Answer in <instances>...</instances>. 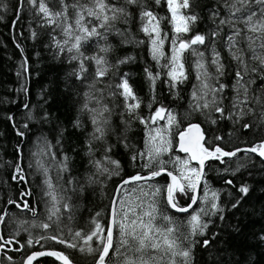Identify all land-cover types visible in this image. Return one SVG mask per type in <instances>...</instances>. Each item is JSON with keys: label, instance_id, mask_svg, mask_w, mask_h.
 Instances as JSON below:
<instances>
[{"label": "trees", "instance_id": "16d2710c", "mask_svg": "<svg viewBox=\"0 0 264 264\" xmlns=\"http://www.w3.org/2000/svg\"><path fill=\"white\" fill-rule=\"evenodd\" d=\"M45 2L52 10L58 8L57 0ZM67 2L71 3L72 0ZM81 2L86 3L87 0ZM108 2L123 4L124 0ZM145 3L161 18V28L171 32L169 13L163 0L158 6L154 4V0H145ZM195 3V11L200 19L185 38L196 33L207 36L215 27L209 20V14L218 0H195ZM124 6L132 11L128 23L116 22L115 28L119 31L107 33L104 43L103 39L97 41L93 38L82 46L81 51L85 56L104 55L110 66L107 75L90 88L96 72L94 62L86 59L84 79H77L73 73L78 70V63L69 61V54L66 52L58 54L52 39L55 35L56 39L62 40L60 29L45 25L41 17L35 14L37 9L28 0H0V215H4V223L0 224V236L18 241L7 245V251H2L0 264H22L26 256L43 250L59 251L67 255L73 264H94L98 253L80 251L81 247L87 246L82 241H77L70 230L87 233L93 228V219L106 229L109 205L118 184L136 174H147L143 160L136 162L131 159L132 155L145 148L147 129L138 119L127 115L123 106L124 98L118 94L122 90L115 87L123 79L128 80L141 102L137 113L139 116L150 117L157 108L164 107L176 117L177 125L172 128L173 146L170 151L174 155L181 157L174 150L176 133L183 131L189 124H200L209 138L223 137L214 143L226 151L250 147L264 141L262 108L254 102L256 98L264 100V73L251 75L249 104L241 107L245 111L248 107L253 110L238 123H234L233 119H220L217 124H211L199 112L188 116L190 94L198 83L195 78L197 57L191 55L190 50L185 52L184 63L188 79L175 87L169 86L166 71L152 59L149 41L140 31L138 10H133L134 6ZM32 32L36 33L35 37ZM229 32V28L223 27L211 47H207V39L205 46H194L205 52L206 62L211 58L213 47L220 53L225 73L220 77V82L227 85L223 93L226 110L231 108L232 98L236 95L233 86L236 82L234 74L238 70L237 63L231 58L226 46L225 36ZM126 38L131 42L125 43ZM101 46H109V51L106 54L100 53ZM248 56L246 53V60ZM124 59H127L126 63H119ZM253 63L255 61H251L250 66ZM145 69L157 77L154 84L147 79ZM86 92L93 98L102 95L103 103L111 109L110 126L113 131L104 143L112 147L108 155L120 163L118 175H112L111 179L96 177L100 183L93 184L87 182L95 170L91 166L87 147L93 126L89 114L82 111ZM246 122L251 124L248 129L242 127ZM25 124L28 125L27 128L24 127ZM18 131L24 135H18ZM36 145L44 152L43 158L37 157L43 173L35 167L33 152ZM101 147L100 143H93L96 158L103 156L99 150ZM53 155L55 159L52 158ZM65 156L68 157L67 171H58ZM162 160L166 161L165 156ZM16 166L23 170V180L19 178ZM164 166L175 174L168 163ZM46 179H50L72 205L71 212H65L60 205L59 227L52 224L47 231L37 226L44 222L52 223L48 221L50 200L46 194ZM228 180L232 183H226ZM148 184L153 188H161L157 197L161 210L182 225L180 231L185 235L190 232L188 219L203 202V192L207 191L205 185L210 194L217 193L216 202L222 211H218L216 215H204L202 219L208 222L204 235L190 236L183 243V247L191 249L190 264H264V159L240 152L236 157L224 159L223 163L219 160L207 163L198 203L186 215L175 214L166 206L167 177H157ZM242 185L249 188L246 196L239 192ZM134 187L136 185L127 187L135 190L133 198L139 194V188ZM191 195V192L184 196L177 193L179 204L189 205L188 197ZM9 201H15L21 207L17 208L15 203ZM25 202L35 209V215L32 211L23 209ZM233 204L237 206L233 207ZM206 209H209V205ZM97 213L100 215L97 216ZM69 216L72 219H68ZM221 216L223 219H220ZM53 234L76 242L78 247L67 248L47 239L36 243L41 236ZM29 239L33 240L32 246L27 245ZM118 240L119 237L116 236L115 241ZM205 240L209 242L207 246L202 243ZM91 246L98 249L100 244L94 240ZM110 256L113 261L120 259L113 252H110ZM8 257L12 260L9 261ZM36 264L58 263L45 258Z\"/></svg>", "mask_w": 264, "mask_h": 264}, {"label": "snow or ice", "instance_id": "6c2138e0", "mask_svg": "<svg viewBox=\"0 0 264 264\" xmlns=\"http://www.w3.org/2000/svg\"><path fill=\"white\" fill-rule=\"evenodd\" d=\"M28 3L37 9L35 14L41 17L45 25L60 29L59 34L63 36V39L58 40L55 35L52 39L58 54L66 52L69 54V61L78 63V70L73 73L77 79H84L83 74L87 71L84 63L86 59L95 63L96 72L93 82L89 85L90 88L107 75L110 66L104 55L85 56L81 51L82 46L93 38L99 41L106 39V34L109 32H118L119 30L115 28L116 22L128 23L132 17V11L125 7V4L134 6L133 10L139 12L140 31L148 37L152 59L159 63L160 59L165 57L163 46L168 37L166 34L162 35L161 18L145 3V0H124L123 4L109 3L108 0H87L86 3H82L81 0H72L71 3H68L67 0H57L58 8L56 10H52L45 0H28ZM161 3L162 0H154V4L157 6ZM163 3L170 14L168 19L173 32L170 40L171 56L165 65L169 69L167 72L169 84L175 87L176 84L183 83L188 79L185 71L184 53L190 50V54L197 57L195 78L198 82L191 93L192 110L199 112L211 124H217L220 119H233L234 123H238L244 115L253 110L248 107L245 111L241 107L249 104L248 93L249 84L252 83L251 75L257 72L264 73V0H218L216 7L209 14V20L215 27L207 36L196 33L193 36H188L187 39L185 36L192 32L200 19L195 11V0H163ZM225 26L230 29V32L225 36L226 46L231 58L236 61L238 69L234 74L236 82L233 86L236 95L232 98L231 108L228 110L223 105V93L227 85L220 82V77L225 74L220 53L213 47L211 58L206 62L205 52L199 47H194L205 46L206 39L208 40L207 47H211L215 37ZM32 36L35 37L36 33L32 32ZM124 42H131V40L126 38ZM139 43H143V41H139ZM108 51L109 46L99 48L100 53L106 54ZM246 53L249 54L247 60L245 59ZM251 61H255V63L250 66ZM126 62L127 59L119 61V63ZM26 63L25 61V65ZM24 70H27L26 67ZM145 72L147 79L154 84L157 77L148 69H145ZM115 87L122 90L118 94L124 98L123 106L127 110V115L138 119L139 123L147 129L145 148L131 157L133 161L143 160L145 162L143 167L147 174H136L128 179H123L118 184L109 205V223L106 229L100 222L93 219V228L89 232H71L70 230V234L87 246L86 248L81 247L80 251L98 253L94 264H190L191 249L183 247V243L190 236L204 235L208 222L204 221L202 216L216 215L218 211H222L216 202L217 193L211 192V199H209V192H203V203L208 204L209 209L202 208L200 212L190 216L187 221L190 232L185 235L180 231L182 225L177 224L171 216L161 210L157 199L162 191L161 188H153L148 182L161 175L169 177L170 183L166 186L165 195L166 206L176 212L187 213L192 205L198 203L196 193L203 179L207 161L219 160L223 163L224 158L236 157L239 152L254 153L264 159V141L250 147L226 151L214 143L216 140H222L223 137L209 138L206 135V130L200 124H189L186 130L176 133L178 151L184 153L187 159L176 158L174 163L178 167L174 174L172 170H168L164 166L171 161L166 162L161 157L172 150L173 142L170 138L172 135L170 130L176 123V117L164 107L157 108L150 117L139 116L137 113L141 102L128 80L123 79ZM85 97L82 111L89 114L93 126L87 147L91 157V166L95 170L87 182L93 184L100 183L98 179H95L96 177L111 179L112 175H118L120 163L108 155L112 147L104 143L106 137L113 131L110 126L111 109L103 103L102 95L93 98L86 92ZM254 102L261 105V123H264V100L256 98ZM149 108H151L150 104ZM158 121H166V126L158 125ZM154 125L156 127H153ZM76 126L78 127L79 123ZM24 127L27 128L28 125L25 124ZM242 127L248 129L251 124L246 122ZM17 134L24 135L20 131ZM94 142L102 145L99 149L103 153L101 158L95 157ZM52 158L55 159V156L53 155ZM67 159L68 157L65 156L64 160L60 162L58 171H67ZM191 162H195L198 167H190ZM16 171L19 178L23 180V170L16 166ZM46 173L47 169H45ZM226 183L231 184L232 181L228 180ZM45 184L47 185L46 194L50 200L48 221L52 223L44 222L37 226L47 231L52 227V224H57L59 227L60 205L65 212H71L72 205L59 193L50 179H46ZM128 185H136L139 188V194L134 197V200L129 198L133 196L135 190H129L126 187ZM188 192L193 193L188 197L190 204L181 206L177 199V193L184 196ZM239 192L246 196L249 188L242 185L239 187ZM9 203H15L17 208L21 207L15 201H9ZM237 204H233V207H236ZM23 209L32 211L33 215L36 214L35 209L30 208L27 202L23 204ZM96 215L99 216L100 213ZM68 219H72V217L69 216ZM220 219L223 217L221 216ZM3 223L4 215H0V224ZM116 236L119 237L118 242L115 241ZM43 239L63 244L67 248L78 247L76 242H70L55 234L41 236L36 240V243ZM94 240L100 244L98 249H93L91 246ZM0 241H2L0 249H4L9 244L18 243V241L5 239L3 236H0ZM202 243L207 246L209 242L205 240ZM27 245L32 246L33 240L29 239ZM110 252L116 253L120 259L113 261ZM41 256L55 257L61 264H73L67 255L58 251L32 253L27 256L26 264H33V261ZM8 260L11 261L12 258L8 257Z\"/></svg>", "mask_w": 264, "mask_h": 264}, {"label": "rangeland", "instance_id": "374dc122", "mask_svg": "<svg viewBox=\"0 0 264 264\" xmlns=\"http://www.w3.org/2000/svg\"><path fill=\"white\" fill-rule=\"evenodd\" d=\"M45 1H47V0H45ZM170 15V14H169ZM161 27V26H160ZM162 29V28H161ZM59 31V30H58ZM59 33H60V31H59ZM164 34H166L167 35V37H168V39H166L165 40V42H164V46H163V51H164V53H165V57L164 58H162V59H160V61H159V63L158 64H161L162 65V67L164 68V70L166 71V78H167V81H169V77L167 76V72H168V68L165 66L166 65V62H167V60H168V58L171 56V44H170V40H171V38H172V36H173V32H172V29H171V32H168V31H166L165 29H162V35H164ZM145 35V34H144ZM61 36V38L63 39V36L62 35H60ZM146 36V35H145ZM147 37V36H146ZM108 39L110 40L111 38H110V36L108 37ZM185 39H187V38H185ZM147 40H148V37H147ZM149 41V40H148ZM102 42L104 43V39L102 40ZM87 43V42H86ZM85 44V43H84ZM149 51H150V54H151V45H150V42H149ZM184 55H185V53H184ZM151 57H152V54H151ZM96 66V65H95ZM168 85L169 86H171L170 84H169V82H168ZM172 87V86H171ZM191 95V94H190ZM189 104H190V106H189V114H188V116H192V115H196V114H198V112H196V111H193L192 110V100H191V97H190V101H189ZM158 125H163V126H166V121H163L162 123L161 122H158ZM177 125V119H176V123L173 125V127H175ZM153 127H156V125H154ZM172 127V128H173ZM172 128H171V130H170V132L172 133ZM171 139H172V137H170ZM42 150V148L40 147V146H37L36 145V147H35V150H34V152H33V156H34V158H35V167H36V169L39 171V172H41V173H43L44 171H43V167H42V165H41V162L37 159V157H41V158H43L44 157V152L43 151H41ZM165 156V160L168 162V161H171V162H168V165L170 166V167H172L174 170H176V168L178 167V165H176L174 162H175V160H176V158L177 157H179V156H177V155H174L173 153H171V152H169V153H166V154H164L162 157H161V159L163 158ZM181 159H187L186 157L184 158V157H180ZM190 167H195V166H193V165H191L190 164ZM205 187H206V189H207V191L209 190L208 189V186L207 185H205ZM135 188H138L137 186L136 187H134V189ZM133 190V189H132ZM134 193H135V191L133 192V195H134ZM129 199H133L134 200V198H133V196L132 197H130ZM209 199H211V194L209 193ZM207 205L208 204H205V203H201V205L199 206V208H198V210L196 211V213H198V212H200V209H206L207 208ZM195 213V214H196ZM48 216H49V208H48ZM203 217V216H202ZM67 222H68V220H67Z\"/></svg>", "mask_w": 264, "mask_h": 264}, {"label": "water", "instance_id": "95a60500", "mask_svg": "<svg viewBox=\"0 0 264 264\" xmlns=\"http://www.w3.org/2000/svg\"><path fill=\"white\" fill-rule=\"evenodd\" d=\"M188 127V126H187ZM186 127V128H187ZM186 128L184 129V130H186ZM183 130V131H184ZM178 139V137L176 136V140ZM175 152L176 153H178V154H180V155H182V156H186L184 153H182V152H179L178 151V145L176 144V147H175ZM240 153V152H239ZM249 154H254V153H249ZM254 155H256V154H254ZM257 156V155H256ZM259 157V156H258ZM224 159H229V158H224ZM210 161H214V160H209V161H207L206 163H208V162H210ZM206 163H205V165H206ZM191 164L192 165H194V166H196V167H198L196 164H195V162H191ZM161 176H166V175H161ZM167 177V176H166ZM168 178V183H170V178L169 177H167ZM128 179V178H127ZM128 186H130V185H128ZM200 186H201V183H200V185H199V187H198V189H197V195L199 194V190H200ZM127 187V186H126ZM117 188V187H116ZM115 191H116V189H115ZM115 193V192H114ZM166 195V194H165ZM192 195H193V193H192ZM190 204V203H189ZM195 207V205H192V207L189 209V211L191 210V209H193ZM169 208V207H168ZM172 212H174V213H176V214H187V213H179V212H176L174 209H171V208H169ZM108 223H109V221H108ZM6 248H4V249H0V254H1V251L2 250H5ZM35 253V252H34ZM32 254V253H31ZM27 258V257H26ZM26 258H25V260H24V262H23V264H26ZM42 258H49V259H52V260H54L55 262H57L58 264H61V262L60 261H58L55 257H52V256H41V257H38L35 261H33V264L34 263H36L38 260H40V259H42Z\"/></svg>", "mask_w": 264, "mask_h": 264}]
</instances>
